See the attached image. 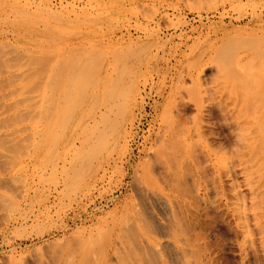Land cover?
<instances>
[{
	"label": "rangeland",
	"instance_id": "1",
	"mask_svg": "<svg viewBox=\"0 0 264 264\" xmlns=\"http://www.w3.org/2000/svg\"><path fill=\"white\" fill-rule=\"evenodd\" d=\"M260 141L264 0H0V264H264Z\"/></svg>",
	"mask_w": 264,
	"mask_h": 264
},
{
	"label": "bare ground",
	"instance_id": "2",
	"mask_svg": "<svg viewBox=\"0 0 264 264\" xmlns=\"http://www.w3.org/2000/svg\"><path fill=\"white\" fill-rule=\"evenodd\" d=\"M182 111H184V109H182ZM219 124V123H218ZM220 129V128H219ZM222 129V128H221ZM181 130V129H180ZM189 129H187V131H186V133H185V131H181V132H179V131H177L176 130V126H174L172 129H171V131L169 132V134H167V136H166V138H165V154L163 155V157L159 160V161H157V166L159 167V172L160 173H162L161 172V170H163V172H164V175H165V177H167V178H169V179H172V180H180V178L179 177H181V176H179V174H178V172L180 171H178V169H179V160H178V156H179V154H178V152L180 151V148L181 147H179V144H180V142H181V140H183V141H185L186 142V140H188L189 138H191V134H190V131H188ZM221 132V131H220ZM181 133H183V136H182V134ZM222 133V132H221ZM225 133V132H224ZM223 133V134H224ZM186 134V135H185ZM222 134V135H223ZM219 135H221V134H219ZM226 135H227V133H226ZM225 135V136H226ZM228 136V135H227ZM226 136V137H227ZM223 137H224V135H223ZM222 137V138H223ZM225 139V138H224ZM227 139V138H226ZM221 141V140H220ZM261 142V145L263 146V144H264V142H262V141H260ZM259 142V143H260ZM263 143V144H262ZM264 147V146H263ZM262 147V148H263ZM264 158V157H263ZM263 165V164H262ZM263 167V166H262ZM160 168H161V170H160ZM260 169V168H259ZM260 170H262V169H260ZM262 172V171H261ZM264 174V173H263ZM263 174H262V176H263ZM261 177V176H260ZM261 178H263V177H261ZM264 179V178H263ZM261 197H263V196H261ZM261 199V198H260ZM263 199H264V197H263ZM262 200V199H261ZM157 201H163V200H161L159 197H158V199H157ZM260 201V200H259ZM163 203H165L164 201H163ZM251 260V259H250ZM254 260V259H253ZM252 260V261H253ZM255 263V262H254Z\"/></svg>",
	"mask_w": 264,
	"mask_h": 264
},
{
	"label": "clouds",
	"instance_id": "3",
	"mask_svg": "<svg viewBox=\"0 0 264 264\" xmlns=\"http://www.w3.org/2000/svg\"><path fill=\"white\" fill-rule=\"evenodd\" d=\"M237 140H238V142H240V140H241V137L237 136Z\"/></svg>",
	"mask_w": 264,
	"mask_h": 264
}]
</instances>
